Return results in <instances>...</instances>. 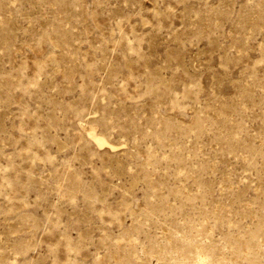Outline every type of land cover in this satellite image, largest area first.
Wrapping results in <instances>:
<instances>
[{
    "label": "rangeland",
    "instance_id": "rangeland-1",
    "mask_svg": "<svg viewBox=\"0 0 264 264\" xmlns=\"http://www.w3.org/2000/svg\"><path fill=\"white\" fill-rule=\"evenodd\" d=\"M0 264H264V0H0Z\"/></svg>",
    "mask_w": 264,
    "mask_h": 264
},
{
    "label": "bare ground",
    "instance_id": "bare-ground-1",
    "mask_svg": "<svg viewBox=\"0 0 264 264\" xmlns=\"http://www.w3.org/2000/svg\"><path fill=\"white\" fill-rule=\"evenodd\" d=\"M87 135L96 144L97 147H104V146H108L110 148L113 147V145H111L109 142H107L103 137L97 135V133L94 131V129H89L87 131Z\"/></svg>",
    "mask_w": 264,
    "mask_h": 264
}]
</instances>
